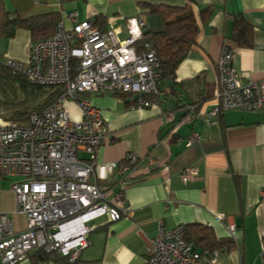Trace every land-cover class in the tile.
<instances>
[{"label": "crops", "instance_id": "crops-1", "mask_svg": "<svg viewBox=\"0 0 264 264\" xmlns=\"http://www.w3.org/2000/svg\"><path fill=\"white\" fill-rule=\"evenodd\" d=\"M188 1L4 3L18 17L76 11L78 20L91 19L100 29L113 30L122 41L127 37L128 17L140 16L144 33L161 29L159 17L146 13L142 3L184 5ZM190 5L198 24L195 43L178 64L175 81H161L158 93L148 96L155 102L152 106L131 108L129 96L115 93L81 95L101 111L106 130L97 161L118 163L106 182L112 194L124 193L128 213L115 222L104 215L92 223L91 243L80 249L73 262L45 260L32 251L17 264H141L160 223L164 229L198 223L209 226L219 239L230 237L232 249L219 250L216 264H264L260 257L264 252V107L228 110L215 123L204 116L216 102V63L225 43L234 47L233 64L242 80L258 82L264 95V0H194ZM206 6L213 7L207 19L200 14ZM238 14L254 26L251 47L230 42L233 17ZM7 41L2 54L25 61L33 42L29 31L19 28ZM65 107L74 119L80 118L75 103L66 102ZM167 112L173 120L166 119ZM191 134L197 136L188 143ZM129 154L139 162L121 170ZM146 158L163 161L164 166L149 165ZM186 167H194L197 173L184 183L180 173ZM14 219L22 228L23 217ZM229 223L235 225L232 233L226 228Z\"/></svg>", "mask_w": 264, "mask_h": 264}, {"label": "built area", "instance_id": "built-area-1", "mask_svg": "<svg viewBox=\"0 0 264 264\" xmlns=\"http://www.w3.org/2000/svg\"><path fill=\"white\" fill-rule=\"evenodd\" d=\"M125 26L127 37L119 41L113 30H102L91 19L78 20L76 11L62 10L54 33L33 41L25 61L6 59L30 83L59 86L63 92L30 113L23 124L0 116V192L4 180L18 177L9 186L12 211L0 207L1 264H17L36 250L56 251L73 262L91 243L92 220L107 215L115 222L128 213L124 193L112 194L106 182L118 163L97 161L106 130L101 111L81 97L83 93L127 95L131 108L155 103L148 96L158 93L161 75L154 48L139 42L144 21L140 16L128 17ZM233 57L234 47L223 44L216 63V102L204 114L206 121L215 123L228 110L264 107L260 84L242 80ZM66 102L79 107V119L72 117ZM166 119L173 120V114L167 112ZM196 136L191 134L188 143ZM138 162L136 155L129 154L120 169ZM146 162L164 166L153 158ZM196 173L194 167L184 168L182 182ZM15 216L23 217L22 228ZM226 228L232 233L235 225ZM183 232V225L164 229L160 223L141 264H216L217 250L199 252L184 240ZM260 257L264 260V252Z\"/></svg>", "mask_w": 264, "mask_h": 264}, {"label": "trees", "instance_id": "trees-1", "mask_svg": "<svg viewBox=\"0 0 264 264\" xmlns=\"http://www.w3.org/2000/svg\"><path fill=\"white\" fill-rule=\"evenodd\" d=\"M189 0L184 5L142 3L146 13L155 14L162 22L158 31L143 32L139 42H149L154 48L160 72V82L175 81V70L195 43L198 24ZM213 11L212 6L200 10L202 18L207 19ZM60 15L55 12L29 17H18L8 10L4 0H0V41L12 38L19 28L29 31L32 41L51 36ZM253 24L238 14L233 17L230 42L236 47H251L253 44ZM159 82V83H160ZM159 88V86H158ZM63 92L59 86L45 87L30 83L21 71H15L0 58V116L18 123H25L32 112H38L55 101ZM127 96V95H122ZM134 166L131 164V167ZM184 226L183 238L199 252L231 250V238H217L214 231L206 225L192 223ZM39 257L60 263H70L67 256L56 251L36 250Z\"/></svg>", "mask_w": 264, "mask_h": 264}, {"label": "rangeland", "instance_id": "rangeland-1", "mask_svg": "<svg viewBox=\"0 0 264 264\" xmlns=\"http://www.w3.org/2000/svg\"><path fill=\"white\" fill-rule=\"evenodd\" d=\"M7 39H2L0 42V58L2 59H8L6 58V56H4V54H2L4 52V49L6 48L7 45ZM14 179H18V177H9L8 179L4 180L1 183V192H0V204H1V208H8L9 212L12 211L13 209V195L12 193L9 191V186L11 183V180ZM100 218H96L94 220H92L89 224L92 223H96L97 221H99Z\"/></svg>", "mask_w": 264, "mask_h": 264}]
</instances>
